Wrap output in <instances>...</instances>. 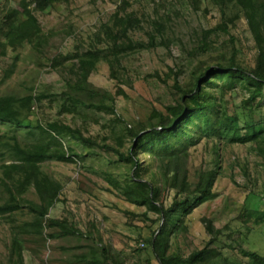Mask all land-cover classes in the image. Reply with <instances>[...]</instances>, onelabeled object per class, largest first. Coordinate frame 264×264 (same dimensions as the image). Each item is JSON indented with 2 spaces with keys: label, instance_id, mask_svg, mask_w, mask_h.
Returning <instances> with one entry per match:
<instances>
[{
  "label": "trees",
  "instance_id": "1",
  "mask_svg": "<svg viewBox=\"0 0 264 264\" xmlns=\"http://www.w3.org/2000/svg\"><path fill=\"white\" fill-rule=\"evenodd\" d=\"M63 1L20 0L17 7L8 11L0 9L3 12L0 56H5L7 48L15 51L26 43L40 64L60 75L63 85L52 93L37 91L31 85L22 93L0 94V122L25 127L30 135L26 139L17 132L0 133V219L8 224V264H25L27 240L42 242L44 238L62 240L58 247L63 250L86 249L82 254H72V259L82 264H106L108 259L118 264L119 252L97 241L92 232L82 231L66 217H48L51 205L60 201L63 185L45 172L41 163L47 160L76 163L84 161L85 155L97 156L98 151L96 139L81 126L58 117L34 123L35 109L41 108L44 102L56 108L57 116H80L83 123L88 115L82 110L115 115L110 127V136L116 143L112 149L127 171L122 176L105 171L106 190L130 204L144 207L141 213L122 210L126 217L157 223L146 241L157 264H210L220 255V249L212 244L221 233L210 218L200 219L209 236L201 248L186 255L170 253L171 237L179 229L187 231L185 219L212 195L219 173L216 160L211 166L191 164L193 148L199 142L205 139L218 143H252L264 165V124L260 111L264 95V0H220V21L214 27L201 29L192 49H187L188 57L207 55L210 61H198L188 74L182 67H170L161 81L171 88L172 102L164 109L154 108L145 120L132 124L116 114V98L126 96L125 91L121 88L115 93L100 91L90 76L104 62L112 80L129 84L125 79V58L155 46L156 36L163 34L162 21L155 17L152 21L149 19L156 33L148 32V43L143 44L132 33L143 28L146 14L134 9L132 1L120 0L108 18L92 31L88 44L75 39L70 51L48 53L52 29L44 32L35 13ZM203 1L215 0H188V4L198 11ZM233 6L239 11L231 14L229 8ZM239 12L254 41L252 64L240 60L233 47L230 51L210 52L211 34L229 33L230 26L240 17ZM42 58L45 61H40ZM19 59L16 54L2 70V83L14 74ZM65 138L81 144L83 152L67 145ZM31 184L45 193L40 203L23 196ZM167 200L170 201L167 203ZM244 215L255 225L264 223V209H252ZM76 237H84L90 243L69 242ZM238 251L252 260V264H264V256L256 251L241 246Z\"/></svg>",
  "mask_w": 264,
  "mask_h": 264
},
{
  "label": "rangeland",
  "instance_id": "2",
  "mask_svg": "<svg viewBox=\"0 0 264 264\" xmlns=\"http://www.w3.org/2000/svg\"><path fill=\"white\" fill-rule=\"evenodd\" d=\"M20 0H0V9L10 10L18 6ZM120 0H64L44 12H36V16L44 32L52 29L51 45L48 53L70 51L75 39H81L86 44L95 27L115 10ZM139 13L144 12L145 22L141 30L132 33L135 40L148 43V32H155V26L150 23L152 17L162 21L163 34L157 35L155 46L131 54L124 60L126 66L125 79L129 84H120L109 77L106 63L100 62L96 71L90 76V81L100 90L112 93L121 88L126 96L116 98V114H120L128 122L135 123L145 120L154 108L164 109L172 102L171 88L166 86L161 78H165L170 67H182L188 74L191 67L200 60L210 61L208 56L191 57L187 49H192L199 32L203 28L216 26L220 21V0L203 1L201 9L194 11L188 0H130ZM0 10V17L2 16ZM237 7H230L229 12L236 13ZM240 13V12H239ZM151 16V17H147ZM150 19V21H149ZM71 33H70V32ZM70 33V35H69ZM212 53L230 51L233 47L237 56L246 64L254 60L255 46L242 14L229 33L215 32L211 34ZM161 42L160 44H158ZM19 54L20 59L14 74L5 82L0 80V94L24 92L34 85L37 91L57 92L61 89L60 75L50 70L45 64H40L30 45L24 43L13 51L7 48L5 56H0V77L2 70L10 65L12 58ZM40 61H45L42 58ZM186 76V75H185ZM171 84L172 81L168 80ZM239 98H236L238 101ZM261 115L264 124V95L262 97ZM55 107L43 103L35 109L32 121H44L58 117L62 121L81 126L85 133L96 139V155H85L84 161L60 162L47 160L41 163L45 172L58 179L63 187L60 201L51 205L48 217H66L82 231H90L97 241L112 246L118 251V264H157L146 241L151 236V230L157 227L149 220L142 221L139 217H126L122 210L141 213L144 207H137L116 197L106 190L108 186L105 171L114 176H122L126 167L117 160L112 147H116L111 135V125L115 115L85 111L87 121L82 117L72 118L70 115L55 114ZM87 129H86V128ZM117 127H120L117 125ZM25 127H16L0 122V133L17 132L23 138H29ZM64 142L83 152V146L76 141L65 138ZM108 144V146H105ZM1 151V150H0ZM8 159V158H6ZM219 163V173L210 197L199 204L187 216L184 223L187 231L178 230L171 237L170 253L188 254L203 247L209 239L201 217L210 218L221 231L212 244L220 249L226 260L214 259L210 264H252V260L243 257L238 247L256 251L264 256V223L255 225L252 219L245 216L246 211L264 209V165L252 143L236 144L226 141L203 139L192 151L193 166H211ZM2 156L0 154V164ZM173 194L170 193V196ZM23 196L40 203L45 197L41 188L31 184ZM170 201V200H169ZM167 200V203L169 202ZM153 219L155 215L149 214ZM90 243L84 237L73 238L70 243ZM8 224L0 219V264L7 262ZM62 240L28 239L24 251L25 264H82L72 259V254H82L86 249L75 248L63 250L58 247ZM63 244H66L63 241ZM143 244V246H142ZM43 245V246H42ZM145 247V248H142ZM72 260V261H71ZM74 261V262H73ZM106 264H114L112 259Z\"/></svg>",
  "mask_w": 264,
  "mask_h": 264
},
{
  "label": "crops",
  "instance_id": "3",
  "mask_svg": "<svg viewBox=\"0 0 264 264\" xmlns=\"http://www.w3.org/2000/svg\"><path fill=\"white\" fill-rule=\"evenodd\" d=\"M218 259H219V260H220V259H222V260H223V259L226 260V257H224V256L222 255V253H220Z\"/></svg>",
  "mask_w": 264,
  "mask_h": 264
},
{
  "label": "built area",
  "instance_id": "4",
  "mask_svg": "<svg viewBox=\"0 0 264 264\" xmlns=\"http://www.w3.org/2000/svg\"><path fill=\"white\" fill-rule=\"evenodd\" d=\"M143 245V244H142Z\"/></svg>",
  "mask_w": 264,
  "mask_h": 264
}]
</instances>
